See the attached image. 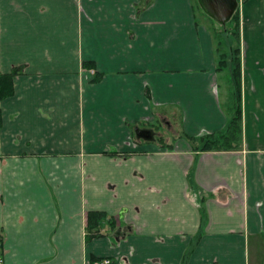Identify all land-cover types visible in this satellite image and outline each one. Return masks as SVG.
I'll return each instance as SVG.
<instances>
[{
    "label": "crops",
    "instance_id": "obj_1",
    "mask_svg": "<svg viewBox=\"0 0 264 264\" xmlns=\"http://www.w3.org/2000/svg\"><path fill=\"white\" fill-rule=\"evenodd\" d=\"M240 19L242 147L201 151L229 87L194 0H0L6 264H264V0ZM170 117L174 146L136 136ZM90 211L122 225L87 241Z\"/></svg>",
    "mask_w": 264,
    "mask_h": 264
},
{
    "label": "trees",
    "instance_id": "obj_2",
    "mask_svg": "<svg viewBox=\"0 0 264 264\" xmlns=\"http://www.w3.org/2000/svg\"><path fill=\"white\" fill-rule=\"evenodd\" d=\"M244 0L243 2H246ZM235 23V31L229 33L224 31L228 45L227 51H219L218 70H225L229 77V92L221 99L225 108L229 121L227 126L216 132H205L199 136H189V140L193 143L196 150H238L242 147L243 141V101H242V57H241V19L240 9L237 8L233 17L227 23ZM227 25V24H226ZM232 41V42H231ZM233 41H236L234 46ZM22 72V67H15L9 73H0V100L5 99L14 94L13 79ZM223 97V96H222ZM2 127V112L0 110V129ZM115 154L112 152V155ZM115 217L107 216L102 211H90L88 213L87 241L94 237L103 235L102 229L104 224L115 228ZM108 221V222H107ZM2 240V237H0ZM97 259L92 258V262Z\"/></svg>",
    "mask_w": 264,
    "mask_h": 264
},
{
    "label": "rangeland",
    "instance_id": "obj_3",
    "mask_svg": "<svg viewBox=\"0 0 264 264\" xmlns=\"http://www.w3.org/2000/svg\"><path fill=\"white\" fill-rule=\"evenodd\" d=\"M244 1V0H243ZM195 3V8L198 16V20L201 23H205L207 26L211 28L213 31L214 37H215V45L218 48L219 51H227L228 50V43L229 40L227 41L226 39V34H224V31L229 30V33L234 32L235 29V23H227V25H221L218 22H216L213 18H211L208 14L205 13V11L201 8L198 0H194ZM241 4L242 1H240L239 9L241 11ZM241 23V22H240ZM232 42V41H231ZM234 46H236V41H233ZM226 75V76H225ZM229 77L227 71L223 74L221 77L220 81V89L221 93L225 92L227 90V87L229 86ZM178 114V113H177ZM170 120L173 122V127L170 128L168 127L165 123H163L161 120L154 122L152 126L155 129L156 133V138L153 142L160 143L162 142V136L165 138V140H169L170 144H174V138L176 135L175 132L172 131V129H176L177 131L181 130V124H180V119L179 118H174L173 119L170 117ZM257 249L253 243L250 245V250H249V263L250 264H256L257 262ZM263 252V249H262Z\"/></svg>",
    "mask_w": 264,
    "mask_h": 264
},
{
    "label": "water",
    "instance_id": "obj_4",
    "mask_svg": "<svg viewBox=\"0 0 264 264\" xmlns=\"http://www.w3.org/2000/svg\"><path fill=\"white\" fill-rule=\"evenodd\" d=\"M201 8L221 25H226L233 17L239 7V0H198ZM136 136L151 141L154 139V132L151 128L135 129Z\"/></svg>",
    "mask_w": 264,
    "mask_h": 264
},
{
    "label": "flooded vegetation",
    "instance_id": "obj_5",
    "mask_svg": "<svg viewBox=\"0 0 264 264\" xmlns=\"http://www.w3.org/2000/svg\"><path fill=\"white\" fill-rule=\"evenodd\" d=\"M94 74V73H93ZM96 74V73H95ZM163 122V121H162ZM164 123V122H163ZM168 127H170V128H172L173 127V125H168L167 123H165ZM140 128H151L152 130H153V132H154V139L153 140H151V141H154L155 140V138H156V133H155V129H154V127L152 126V125H147L146 124V126H143V127H140ZM174 132V131H173ZM135 134H136V132H135ZM143 139V138H142ZM169 140H165V138L162 136V142H160V143H158V144H162V146H167L166 148H170V147H172V146H174V144H170V142H168ZM115 226H121L122 225V219H121V217L120 216H118V217H115ZM110 226V225H109ZM110 228L111 229H113L111 226H110ZM117 228H119V227H117ZM115 229V228H114ZM112 260V259H111ZM112 264H113V260H112Z\"/></svg>",
    "mask_w": 264,
    "mask_h": 264
},
{
    "label": "built area",
    "instance_id": "obj_6",
    "mask_svg": "<svg viewBox=\"0 0 264 264\" xmlns=\"http://www.w3.org/2000/svg\"><path fill=\"white\" fill-rule=\"evenodd\" d=\"M92 72L95 73L94 70H92ZM1 249H2V240H0V264H6ZM93 264H112V260L110 257H103L94 261Z\"/></svg>",
    "mask_w": 264,
    "mask_h": 264
}]
</instances>
